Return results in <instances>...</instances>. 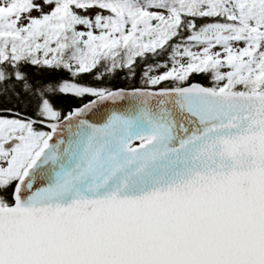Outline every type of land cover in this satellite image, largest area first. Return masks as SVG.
Returning a JSON list of instances; mask_svg holds the SVG:
<instances>
[{
	"label": "snow or ice",
	"instance_id": "snow-or-ice-1",
	"mask_svg": "<svg viewBox=\"0 0 264 264\" xmlns=\"http://www.w3.org/2000/svg\"><path fill=\"white\" fill-rule=\"evenodd\" d=\"M0 264H264V0H0Z\"/></svg>",
	"mask_w": 264,
	"mask_h": 264
}]
</instances>
